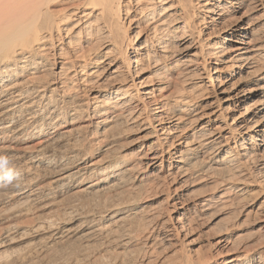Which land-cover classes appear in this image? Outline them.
I'll return each instance as SVG.
<instances>
[{
    "label": "bare ground",
    "instance_id": "6f19581e",
    "mask_svg": "<svg viewBox=\"0 0 264 264\" xmlns=\"http://www.w3.org/2000/svg\"><path fill=\"white\" fill-rule=\"evenodd\" d=\"M246 4L261 17L202 42L196 9L218 23L225 6ZM2 161L0 206L12 207L0 208V264H24L28 253L13 251L24 238L64 250V264H264V242L236 251L224 232L212 235L216 254L160 257L193 208L222 211L231 192L264 187V0H0ZM205 180L216 187L182 200ZM152 186L166 187V209L149 216ZM68 194L78 202L60 205Z\"/></svg>",
    "mask_w": 264,
    "mask_h": 264
},
{
    "label": "rangeland",
    "instance_id": "374dc122",
    "mask_svg": "<svg viewBox=\"0 0 264 264\" xmlns=\"http://www.w3.org/2000/svg\"><path fill=\"white\" fill-rule=\"evenodd\" d=\"M199 10L200 9L195 10V17H194L195 28L198 32H201L202 42L206 43V44L210 43V42L219 43L220 42V36H221L222 32L230 24H242L243 23V24H246V26H247V25H250L256 19L260 18L262 15V12H255L254 10H252V7L248 6V4H246V7L243 8V10H241L240 13H236V12L233 13L232 12L233 7H231L230 5H227L223 8L222 11H220V13H224V15H225L224 19H222V21H220L218 23H216V22L212 23L204 15L205 12H203V10H200V11ZM140 38L141 37H139V39ZM142 41L140 43H142ZM138 45H139V43L137 44V46ZM94 70L96 71L97 69H94ZM97 75H98V73H97ZM110 76H112V75H106L105 78H103L104 82L103 81L102 82L107 83L109 81L108 83H111L113 81H116L117 78L115 79L114 76H112L113 78L111 80ZM94 77H96V75ZM240 79H241V76L238 75L237 77L231 78L230 80H228V79L224 80L223 83L228 85V86H232V85L238 83L240 81ZM257 100L258 99H255V100H253V102L254 101L256 102ZM196 105L198 107L195 108V110L198 111V110H200V106L202 107L205 104L203 101L198 100ZM243 111H245V110H241V112H243ZM239 114H240V112H237L235 115L237 116ZM229 118H231V116ZM231 121H232V118H231V120L230 119L227 120V123L228 122L230 123ZM223 123L224 122L221 121L217 124H214L211 127V130H214V128L221 126ZM135 129L136 128L131 130L130 135L127 136L128 138L125 137V139H123L121 141V145L125 146V148H129L132 145H134L135 141H137L139 136H141L140 131L137 129L135 130ZM133 142H134V144H132ZM93 151L91 152V154H92L91 160H93V161H103V160L108 158L107 153L106 154L101 153V152L96 153L95 151L94 152ZM207 156H208V154L203 155L204 161H206V159L208 158ZM167 166H168V164H167ZM258 171L259 170L256 168L253 169V172H258ZM262 176H264V174ZM256 178H257V180H258V178H259V180H261V177H256ZM250 180H252V178H250ZM253 182H254V180H252V184L250 186L246 187V189L242 193H238V192L234 193V191H233V193L231 192L230 194H228V195H230L229 196V202L232 200V203H229V204L227 203L225 205L226 207L222 211L219 209V210H216L217 212L213 211L207 215H202V214H199V212L196 211L195 208H193V211H191L190 213H191L192 217L197 216V217H195V220H194L195 222L193 221L192 225L189 224L188 226H186V228L184 229L185 231L183 230L180 232L181 236L179 235L178 237H176L177 239L174 238V240L172 241L173 244L166 242V241H164L165 244L162 242V244H161L162 247L161 246L160 247L163 249V251L165 253H162V249L159 247L161 249V254L163 255V256L161 255L160 257L164 258L163 260H165V257H164V255H165L167 262L169 260H172V259L174 260V258L179 257V254L181 251L183 252V248L185 250L184 252L185 253L188 252L187 255H190L193 258L198 256L199 252H200V254L203 252H204V254H206V253L207 254H210V253L216 254L218 252L215 249L216 247L213 248L214 246L212 244V242H213L212 237L217 235L218 233H220L222 235L223 232H224L223 234L229 233V240H230L229 241V245H230L229 249L231 248V249H234L236 251L240 250L243 247V245H246L250 241H255L256 239H257L256 241L264 242V217H263V215H264V189L263 188L264 187H262L261 184H258V182H256V183L254 182V184H253ZM152 187L151 188L147 187V190L151 193H148V191L145 188V191L143 194V199L146 200L145 202L149 203L148 212L151 211V212H149L150 214L147 213V215H149V216H152L156 213L159 214V212L163 213V212H165L164 210L166 209V204H165L166 203L165 192L167 193L166 187H164V186H162V187L161 186H152ZM160 187H161V189H160ZM215 187H216V185L212 184V182H210V180H208V181L205 180L204 182L200 181V184H199V182L198 183L197 182L191 183V184H189L186 191L181 192L182 193V200L183 201H187V200L193 201L195 198H197V197H199L205 193H208L209 190L211 191ZM150 189H152V191H150ZM155 189H158V190H156V192H155ZM145 192H147L149 194V196H148V194H145ZM152 192H153V194H152ZM145 196L147 197V199ZM70 197H72V196L71 195L69 196V194L65 195L63 198L59 199V201L63 204H60V203L59 204L60 205H64V204L68 205V204L78 202V201L76 202V200H77L76 197H74V196H73V198H70ZM186 198H188V199H186ZM65 199L66 200L68 199L67 201H69V202H67ZM3 205L5 206V208ZM1 207H3L2 209H9L12 206L11 207L9 206V208H8L7 205L2 204L0 206V208ZM226 208H228V209H226ZM194 211H196L198 213H194ZM192 214L195 216H193ZM198 215H199V217H198ZM143 223L140 225V228L143 225L144 229L138 228V230L140 229L141 231L139 230L137 233H138V235H140V233H141V235H143V237H144L146 235V233L148 232L147 228H148V230H149V228H151V224H150L151 222H149L148 220L145 219ZM193 226H195V227H193ZM192 227L195 229H193ZM191 228L193 229V231L191 230ZM144 230L146 231L145 234H143ZM226 230H227V232H226ZM141 235H140V237H142ZM194 237H195V242L193 241ZM261 240H263V241H261ZM73 242H72V244L70 243L69 246L70 247L72 246L75 248L76 243L74 242V244H75L74 245ZM180 242H181V244L183 243L184 246L181 245ZM210 242H211L212 247L210 246ZM27 243H28V245L31 244V238H24L21 242H19L18 244H15L14 245L15 247L13 246L15 248V249L13 248V251H18V250L20 251L21 250V252L24 251V254L28 253L29 256L26 254L27 258H26V261L24 262V264H29V263L30 264H33V263L36 264L37 262H38L37 264H41V263L46 264V262H49V264H51L50 258L53 259V258H55V256H56L57 261L55 260L56 262H54V259H53L52 262L54 264H58L57 262L59 260H61V258H58L57 256L59 255L61 257V255H60V254H62L61 251H64V250L58 249L60 252V254H59V252L56 250L57 248L56 249L52 248L49 251H47V250H45V248L42 247V245L36 244V245H33L32 248H29V249H31V251H32L31 252L28 249L29 246L27 245ZM174 243H177L176 246ZM244 243H246V244H244ZM167 244H168L169 248H168ZM238 244H239V246H238ZM77 245L79 246V244H77ZM35 246H37V247L35 248ZM78 246H76V247H78ZM173 246H175V247H173ZM20 247H21V249H20ZM22 247L24 250L22 249ZM25 248H27V249H25ZM11 249H10V251H11ZM53 249L56 251H54ZM75 249H77V248H75ZM25 250H27V251L25 252ZM28 250H29V252H28ZM52 250L54 253L52 252ZM175 250H176V252H175ZM192 251L194 254L192 253ZM205 251H207V252H205ZM30 252L32 253V256H31ZM37 252H38V254H37ZM40 252H42V253H40ZM56 252H58V254ZM261 252L264 254V249ZM43 255H45V256H43ZM80 255H83V254L81 253ZM172 255H174V257ZM45 257H46V259H45ZM81 258H83V257H81ZM34 260L36 261V263ZM37 260H40L41 262L37 261ZM62 260H64V259H62ZM61 261H59L60 264H62L64 262V261H62V262ZM64 263H66V262H64Z\"/></svg>",
    "mask_w": 264,
    "mask_h": 264
},
{
    "label": "clouds",
    "instance_id": "9594fccd",
    "mask_svg": "<svg viewBox=\"0 0 264 264\" xmlns=\"http://www.w3.org/2000/svg\"><path fill=\"white\" fill-rule=\"evenodd\" d=\"M7 164V161H2V162H0V166H3V165H6ZM3 179L6 181V182H11V180L13 179V176H12V174H5L4 175V177H3Z\"/></svg>",
    "mask_w": 264,
    "mask_h": 264
}]
</instances>
